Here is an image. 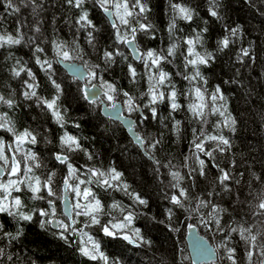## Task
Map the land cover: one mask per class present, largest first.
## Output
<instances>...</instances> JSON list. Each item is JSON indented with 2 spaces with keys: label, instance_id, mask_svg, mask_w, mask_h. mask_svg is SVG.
Listing matches in <instances>:
<instances>
[{
  "label": "trees",
  "instance_id": "16d2710c",
  "mask_svg": "<svg viewBox=\"0 0 264 264\" xmlns=\"http://www.w3.org/2000/svg\"><path fill=\"white\" fill-rule=\"evenodd\" d=\"M13 2L19 8L18 12H6L3 3H0V34L22 35L23 40L19 45L0 47V94L14 101L12 108L0 104V114L7 113L18 133L27 129L36 135L37 143H25L23 151L17 153V159L22 160L23 155L31 150L36 154L37 161L28 163L40 164L39 168L33 169L35 175L44 180L55 173L53 188L56 196L52 200L55 202L56 218L60 217L57 208L68 169L66 164L56 161L55 155L64 154L78 170L80 179L87 180L88 168L101 171L115 168L122 173L121 183L128 185L127 191L101 188L95 183L80 186L81 189L86 186L92 188L101 200L103 207L98 216L101 224H91L89 218L83 216L76 217V220L79 222L82 218L84 232L100 245V251L108 257V264H192L185 243V227L189 224L195 225L199 233L215 247L217 258L210 264H231L225 249L218 247L222 242L235 248L238 261L247 264L248 245L241 240L238 232L229 233V226L243 225L252 227L253 234L257 230L264 233V210L259 209L256 197L258 192L264 190V0H217L218 17H212L209 13L213 7L212 0H172L173 3L194 9L192 21L176 18L173 32H169L174 15L169 0H145L149 11L144 14L146 19H138L141 23L150 24L151 28L136 32L134 40L137 48L141 53L152 49L167 55V49L174 43L177 45L175 56H168L167 60L161 62L171 81L161 90L167 94L171 91V85H175L177 102L181 107L172 111L166 98L155 105V118L145 107L149 99L150 73L144 61H133L124 43H116L108 19L92 0H86L84 9L96 25L93 44L88 43L87 37V31L91 29L80 28L76 23L80 10L69 7L65 0H36L39 7L35 12L31 0ZM133 26L138 27L135 21ZM37 28L39 31H36ZM205 28L206 32L203 31ZM230 28H238V35L230 37L229 47L221 50L218 41L229 35L227 29ZM198 32L202 33V44L195 45L196 51L213 54L209 64L198 66L206 84L199 78L191 83L183 78L184 75H193L195 71L190 65L185 68L184 58L188 55L186 40H195ZM54 41L66 43L73 56L79 53L80 58L69 61L83 64L87 74L89 67L100 66L96 69L100 79L87 75L84 82L88 85L97 83L103 90L101 98L106 103L116 100L122 103L123 113L134 119L135 131L144 138L142 148L129 138L119 122L101 114L100 100L85 99L83 83L68 76L58 64L57 59L61 58L56 56ZM76 45H79L78 49ZM37 46L44 51L36 53ZM242 49H248L250 55L243 57ZM105 50H118L127 59L116 56L115 63H106L103 59ZM37 55L42 61H50L51 69L45 71L41 68L36 63ZM128 64L136 69L135 79L129 75ZM20 67H24L25 72L17 77L13 69L19 70ZM27 70L35 75L39 97L52 99L59 95L57 103L64 116L63 126L56 122L45 105L37 103L36 97L28 99L23 95L25 91H30L24 81L33 82L27 76ZM151 74H157L155 67ZM53 80L61 85L59 94L52 84ZM103 81L114 83L119 90L113 101H108L104 95L106 89L102 87ZM194 86L201 87L202 91L207 89V124L200 123L188 110V104L195 99ZM216 86H220L227 100L228 112L236 120L234 132L223 125L219 129L215 127L223 120L219 114L210 113V97ZM124 92L133 97L140 112L128 111ZM220 103L217 101V106ZM176 120L181 122L179 133L173 127ZM193 129L197 130V135L203 129L205 135L222 133L230 140V149L224 153H214L215 163L232 174V180L227 182L228 190L218 181V169L202 153L199 155L206 161L207 175H199V165L193 155ZM65 132L77 137L80 149L69 152L61 146L60 137ZM0 138L6 143H12L14 139L11 133L3 129H0ZM155 140L160 143L152 149L149 143ZM205 147L206 150L214 148L215 142L205 141ZM89 156L92 158L89 159ZM190 169L197 171L189 175ZM173 171H179L185 177L181 181V185L188 190L184 208L173 205L170 200V196L178 191L170 186L175 183L171 176ZM253 173L261 180L257 181ZM209 192L213 195L208 196ZM131 194L139 195L147 204H139ZM43 195L46 196V193ZM30 197L28 194L22 195V199ZM199 199L211 201V204L224 209L219 213L224 232L217 231L214 223L207 227L201 223V214L207 218L211 207L198 213L190 211L196 207ZM45 201L35 200V203L40 208ZM113 203H119L121 207L112 208ZM130 212L133 221L121 233L130 234L138 242L137 247L129 245L118 235L106 236L101 228L102 224L120 222ZM0 221L5 223L6 231L15 234L17 224L12 217L0 214ZM20 225L23 234L18 239L11 243L7 239L0 240V247L5 248L6 255L13 256V261L4 260L2 264H105L99 257L91 260L79 252V247L84 246L79 243L87 241L86 236L76 233L66 242L55 234L56 231L41 228L40 218L36 216L32 222H20ZM130 229H139L143 241L149 243L135 238ZM258 241L264 243V235L258 236ZM87 246L90 248L91 243ZM259 259L257 249L253 264H257Z\"/></svg>",
  "mask_w": 264,
  "mask_h": 264
},
{
  "label": "snow or ice",
  "instance_id": "6c2138e0",
  "mask_svg": "<svg viewBox=\"0 0 264 264\" xmlns=\"http://www.w3.org/2000/svg\"><path fill=\"white\" fill-rule=\"evenodd\" d=\"M24 0H21L23 3ZM95 6H98L100 10L107 17H115L114 20H111V27L114 30L115 41L116 43H128L129 35L134 40L135 34L138 30L147 31L151 28L150 24L139 22V17H144V14L149 11L145 0H92ZM0 3H3L5 11L18 12L19 8L15 6L13 0H0ZM31 3L34 5L33 11H36V8L39 7L36 4V0H31ZM65 3L69 7H74L80 10L79 17L76 23L80 28L91 29L87 31L88 43L93 44L94 35L96 31V25L93 23L92 19L89 18V12L84 9L86 0H65ZM170 8L173 12V17L169 24V32H173L176 28V18L179 17L185 21H192L194 15V9L184 6L180 3H173L172 0H169ZM213 7L209 9V13L212 17H218V11L216 10L217 0H212ZM146 19V17H144ZM133 21L136 22L137 26H133ZM122 29H126L122 31ZM39 31V28L36 29ZM204 32L207 31V28L203 29ZM229 35L224 36L221 40L218 41L219 47L221 50L228 48L230 44V37H235L238 35V28L227 29ZM23 40V36H14L12 34L4 33L0 34V47L6 45H19ZM187 53L185 56V68L189 65L192 66L195 71L193 75H184V79L188 80L190 83L192 81L199 80L204 81L206 84L207 81L204 80V77L201 75L199 70L200 65H207L213 59V54L211 52L205 51L203 54L196 51L195 45L202 44V33H196L195 40L189 38L186 40ZM56 56L62 60H72L80 58L79 53L75 56L70 54V49L68 45L64 42H53ZM76 48H79V45H76ZM177 45L174 43L167 49V55L163 53H157L155 50L149 49L146 53H141L137 58L144 61L146 70L150 73L148 75L149 88L147 96L149 97L148 103L145 105L146 108H149L153 118L156 117L157 109L155 105L157 103L163 102L166 98L170 101V108L172 111H176L181 107L177 102L178 93L175 90V85H171V91L166 94L165 91L161 90L166 85L171 84L169 73L164 71L161 67V62L167 60L168 56H175ZM43 48L37 46L35 48L36 53H42ZM139 51V50H137ZM242 56L248 57L249 50L242 49ZM121 56L123 59L127 57L123 56V53L118 50H105L103 52V59L106 63H115V57ZM191 57V58H189ZM36 63L44 68L45 71L51 69L52 64L48 60H41L39 55L36 57ZM242 58V57H241ZM150 62V63H149ZM19 63V61H17ZM100 66L94 65L89 67L88 76L92 79H100L99 73L96 71ZM157 69V74H151L152 68ZM129 75L135 79L137 76L136 69L132 64H128ZM22 72H25L24 67H20L19 70L13 69L15 76L19 77ZM27 76L33 81L28 82L24 81V84L27 89L30 91H25L23 95L31 99L32 97L37 98V103L45 105L48 110L51 111L52 116L58 124L61 126L64 125V116L62 115L58 100L59 95L53 97L52 99H45L37 95L36 88L38 85L35 83V75L31 70H27ZM56 92L59 94L61 92V85L55 80L52 81ZM94 87V86H93ZM102 87L106 89L104 95L107 97L108 101H113L115 95L118 94L119 90L117 89L114 83L108 81L102 82ZM205 88L203 91L201 87L194 86V95L195 99L188 104V110L192 113L194 118H197L200 123L207 124V115L208 112L205 109L208 107V104L205 100ZM89 95H94V93H85V99ZM123 95L127 98V109L129 112L136 111L138 105L134 102V99L128 92H124ZM211 104L210 113L219 114L220 117H223V120L218 122L215 127L219 129L221 125L226 128H229L231 131H235L236 120L232 117L231 113L228 112L227 100L226 97L222 94L220 86H216L214 91L211 93ZM217 101L221 103L217 106ZM0 104L7 105L9 108H12L14 101L10 98H6L3 94H0ZM112 107H115L113 104ZM179 120H176L174 123V129L177 133L180 131ZM78 127V125H77ZM0 129L5 130L8 133H11L13 136V141L10 144H7L6 151V142L3 138H0V214H6L8 217H12L17 224V230L15 234L5 230V223L0 221V240L7 239L9 243L18 239L23 234V228L20 225V222H32L34 216L40 218V227L46 228L51 225L55 227L58 232L55 233L59 236L60 239L69 240L70 235H74L78 232L76 227L77 220L74 217H87L91 224H101V221L98 219V216L101 214L102 203L101 200L97 198L96 193L90 187H84L81 189V185L95 183L98 187L111 189L119 188L121 190L127 191L128 185L126 183H121L122 173L117 171L115 168H111L108 171H101L100 169L88 168L87 180L80 179L77 176V169L70 163L69 157L63 154H57L56 159L62 164H66L68 169V175L63 180L64 190L67 192L71 190L76 199V202L71 205V210L64 215L67 217V222L65 220H60L56 218V207L54 200L50 197L56 196V191L53 188V177L55 173H51L46 179L41 180V177L35 175L33 169L39 168V163L29 164V161H37V156L34 152L29 150L23 155L22 160L17 159V153L23 151V145L25 143L35 145L37 143V137L33 132L25 129L22 132H17L12 121L8 118L7 113L0 114ZM138 143H144V138L137 135L136 137ZM61 146L65 147L69 152L74 149H80L81 145L78 143L77 137L70 135L65 132L63 136L60 137ZM205 141L215 142V147H209L206 150ZM160 143L159 140H155L149 143V146L152 149H155ZM192 146L195 149L193 155L196 158V162L199 165L198 172L199 175H207L206 171V161L201 159L199 154L209 158V161L212 162V166L217 168L219 171L218 181L225 187V190H228V184L232 180V174L229 171H226L224 168H221L218 163H215L214 153L220 152L224 153L231 148V142L226 138L222 133L217 135H205L203 129L200 130L199 135H197V130L193 129V140ZM11 153V154H9ZM92 157L89 156V159ZM187 159V158H186ZM23 163V167H22ZM157 163H159L157 161ZM187 167V164L185 165ZM196 169H190L189 175ZM7 175V179H2V177ZM171 176L175 183H172L170 186L173 189L178 190L170 196L171 203L177 205L181 208H184L185 201L188 198V190L181 185V181L185 179L179 171L171 172ZM253 176L257 181L261 180V177L253 173ZM95 178V179H93ZM70 181H73L70 183ZM78 181V182H75ZM239 183V181H236ZM27 189L31 193L32 200H46L48 207L47 208H33L30 211H25V205L20 195H14V193H22L24 189ZM46 192L47 196L43 195ZM134 195V199L139 202L141 205H146L147 201L141 198L139 195ZM208 196L213 194L209 192ZM257 199L259 200L258 207L261 210H264V190H261L256 194ZM83 201V202H82ZM119 203H113L112 208H120ZM211 207V213L204 217L201 214V223L206 227L210 223H214L216 230L219 232H224V227L221 225V220L219 213L224 211V209L219 208L216 205L211 204V201H206L205 199H199L195 208H192L190 211L193 213L200 212L201 209ZM121 211L123 209L121 208ZM169 215H171V210L169 209ZM133 221V214L130 212L128 215L123 216L120 222L107 224H102L101 228L106 236H116L120 235L121 232L128 228V226ZM192 227V225H189ZM80 231L81 236H86L87 241H83L84 246L79 247V252L89 257L91 260H96L98 257L105 261V264H108V257H106L103 252L100 251V245L92 239V237L87 236L86 232ZM134 232V237L140 239L143 243H149L148 241H143L139 229H130ZM238 232L241 240H243L248 247L246 248V260L247 264H253V257L255 250L259 249L260 259L257 264H264V243L258 241V236L264 235L260 230H257L256 234H253L252 227H245L243 225H238L236 227L229 226V233ZM229 234H226V236ZM123 238L131 242H135L133 237L129 236L127 233H124ZM88 243H91V247L87 246ZM218 247H223L226 251V257L231 264H242L241 261H238L236 256V249L229 247L226 242H222ZM210 250L201 249V254H208ZM4 260L9 262L13 261L12 255H6L5 248L0 247V264Z\"/></svg>",
  "mask_w": 264,
  "mask_h": 264
},
{
  "label": "water",
  "instance_id": "95a60500",
  "mask_svg": "<svg viewBox=\"0 0 264 264\" xmlns=\"http://www.w3.org/2000/svg\"><path fill=\"white\" fill-rule=\"evenodd\" d=\"M104 15L106 16V14ZM106 18L108 19L111 25V20H114V18L113 17L109 18L107 16ZM128 40L129 42L124 43V45L126 49L129 51L132 60L135 62H138L140 59H138L137 57L141 54V52L137 48L135 40H133L131 37H129ZM57 62L68 76L74 77L79 82L83 83L82 90H83L84 96H85V93H94V95H89L86 100L88 101L100 100L101 114L108 119L119 122L120 125L126 130V133L129 136V138L135 144H137L140 148H142V143H138L136 139L138 133L135 131V128H134L135 121L131 116L125 115L123 113L122 103L118 100L110 104L103 101L101 98V95L103 94L102 88L97 83H92L88 85L84 82L88 74L83 64L77 61H69V60L65 61L62 59H57ZM113 104L115 105V107H112ZM137 111L140 112L139 107ZM7 144H10V142H7ZM7 144H6V147H7ZM56 155H55V159H56ZM56 161L61 163L57 159ZM62 192H63V195L61 199V206H62L63 214H65L71 210V203L68 197V193L64 190V185H62ZM189 225H192V227H189ZM189 225L185 227V243H186L188 255H189V258L192 264H210L211 262H214L217 258V252L215 250V247L209 242L207 238H205L203 235L199 233L195 225L193 224H189ZM123 235L124 233H121L120 235H118V237H120L123 241H125L126 243H128L129 245L133 247L138 246V242L136 241L131 242L129 240H125L123 238ZM128 235L130 236V234ZM202 248L210 250L209 253L201 254Z\"/></svg>",
  "mask_w": 264,
  "mask_h": 264
},
{
  "label": "flooded vegetation",
  "instance_id": "af4514ba",
  "mask_svg": "<svg viewBox=\"0 0 264 264\" xmlns=\"http://www.w3.org/2000/svg\"><path fill=\"white\" fill-rule=\"evenodd\" d=\"M7 144V143H6ZM2 179H7V175L5 174V176L2 178ZM46 193V192H45ZM67 193H68V197H69V199H70V203H71V205L72 204H74L75 202H76V199H78V198H76L75 197V194L71 191V190H68L67 191ZM23 194H28V195H30L31 196V193L25 188L24 190H23V192L22 193H14V195H20L21 196V198H22V195ZM62 195H63V192H62V186H61V195H60V199H59V206H58V208H57V212L59 213V218L57 217V219H60V220H65V222H67V217L63 214V211H62V206H61V199H62ZM46 196H47V193H46ZM53 197H50V199H52ZM23 200V202H24V205H25V211H30L31 209H33V208H38L37 207V205H36V203H35V200H31V199H22ZM83 202V201H82ZM32 203H34V206H32ZM48 207V205H47V202L45 201L44 202V204H43V206L42 207H40V208H47ZM35 217V216H34ZM37 217V219L39 218L38 216H36ZM75 219H76V217H74ZM77 223H79V224H77L76 225V227H77V229H78V232H77V235H80V231L79 230H82L83 232H84V229H85V224H84V222L82 221V218H80V221L78 222L77 221ZM51 231H56V232H58V230L56 229V228H53L51 225H49V226H47ZM70 236H72V235H70ZM74 236H75V234H74ZM79 244H83V241L81 242V243H79Z\"/></svg>",
  "mask_w": 264,
  "mask_h": 264
},
{
  "label": "rangeland",
  "instance_id": "374dc122",
  "mask_svg": "<svg viewBox=\"0 0 264 264\" xmlns=\"http://www.w3.org/2000/svg\"><path fill=\"white\" fill-rule=\"evenodd\" d=\"M110 104V103H109Z\"/></svg>",
  "mask_w": 264,
  "mask_h": 264
}]
</instances>
